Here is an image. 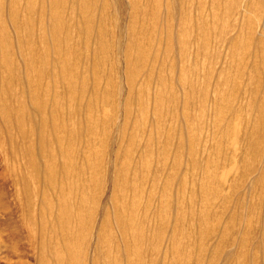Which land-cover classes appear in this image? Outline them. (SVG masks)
<instances>
[{"label": "rangeland", "instance_id": "obj_1", "mask_svg": "<svg viewBox=\"0 0 264 264\" xmlns=\"http://www.w3.org/2000/svg\"><path fill=\"white\" fill-rule=\"evenodd\" d=\"M261 95L264 0H0V264H264V206L237 237Z\"/></svg>", "mask_w": 264, "mask_h": 264}, {"label": "bare ground", "instance_id": "obj_2", "mask_svg": "<svg viewBox=\"0 0 264 264\" xmlns=\"http://www.w3.org/2000/svg\"><path fill=\"white\" fill-rule=\"evenodd\" d=\"M14 1V0H13ZM18 2V1H17ZM17 2H16V4H17ZM57 3V2H56ZM58 4V3H57ZM83 5V4H82ZM14 6H15V4H14ZM86 6V5H85ZM80 10H82V9H80ZM17 14V13H16ZM14 18H15V16H14ZM54 21H55V24H54V26H53V31H54V34H55V36H57L58 34H59V32H58V30H59V27H58V25H57V19H56V17H54ZM67 25V24H66ZM65 27V26H64ZM67 27V26H66ZM76 27V26H75ZM64 30V29H63ZM70 30V29H69ZM79 30V29H78ZM88 30V29H87ZM200 30V29H199ZM199 30H197V32L199 31ZM71 31V30H70ZM69 31V32H70ZM84 31V30H83ZM204 31V30H203ZM68 32V31H67ZM86 32V31H85ZM196 32V33H197ZM83 33V32H82ZM30 34V33H29ZM99 36V35H98ZM70 37V36H69ZM68 37V38H69ZM60 38H61V36H60ZM62 39V38H61ZM72 39V38H71ZM70 39V40H71ZM80 39V38H79ZM98 39V38H97ZM74 40V39H73ZM80 41H81V39H80ZM244 41V40H243ZM246 41V40H245ZM247 42V41H246ZM73 43V42H72ZM247 44V43H246ZM77 45V44H76ZM238 45H240V44H238ZM242 46H244V45H242ZM48 47V46H47ZM65 47V46H64ZM69 47V46H68ZM237 47H239V46H237ZM247 47V46H246ZM65 49H67V48H65ZM74 49V48H73ZM244 49H246L245 47H244ZM243 49V50H244ZM56 50V49H55ZM196 50V49H195ZM59 51V50H58ZM68 52V51H67ZM71 52H73L72 50H71ZM58 54H59V52H58ZM62 54V53H61ZM67 55V54H66ZM82 55V54H81ZM194 55V54H193ZM78 56V55H77ZM195 56V55H194ZM71 57V56H70ZM75 58H77V57H75ZM73 59V58H72ZM79 59V58H78ZM73 61V60H72ZM83 61V60H82ZM74 62V61H73ZM75 63V62H74ZM77 63V62H76ZM206 63V62H205ZM78 64V63H77ZM71 65V64H70ZM69 65V66H70ZM65 66V68H67V64H65L64 65ZM178 66V65H177ZM77 67V66H76ZM252 68H253V71L255 70V67H254V64H253V66H252ZM241 64H240V61L238 62L237 61V77H239L240 79H241V77H242V72H241ZM67 73V72H66ZM181 75H183V74H181ZM70 76V75H69ZM71 77H72V75H71ZM66 78V77H65ZM63 79V78H62ZM68 79H69V77H68ZM70 80V79H69ZM231 80V79H230ZM232 81V80H231ZM33 83V82H32ZM71 84V83H70ZM75 84V83H74ZM249 84H250V82H249ZM248 84V86L250 87L251 86V84L249 85ZM246 85V84H245ZM243 85H240V88L242 87ZM253 86V85H252ZM255 86V85H254ZM254 86H253V88H254ZM76 87V86H75ZM246 87V86H245ZM35 88V87H34ZM203 88L205 89V87L203 86ZM33 89V88H32ZM93 89H95V88H93ZM191 89H192V86H191ZM248 89V88H247ZM246 89V90H247ZM68 90V89H67ZM203 90V89H202ZM237 90H239V89H237ZM83 91H85V90H83ZM242 91V90H241ZM95 92H96V90H95ZM94 93V92H93ZM194 93V90L192 91L191 90V92H190V94L192 95ZM9 94V93H8ZM74 95V94H73ZM159 95V94H158ZM256 96L255 97H257V96H259V93H257V94H255ZM79 96V95H78ZM194 96H195V94H194ZM199 96V95H198ZM262 96V95H261ZM98 97V96H97ZM157 97V96H156ZM189 97V96H188ZM187 97V98H188ZM223 97V96H222ZM91 98V97H90ZM190 98V97H189ZM75 99V98H74ZM92 100H93V98H91ZM255 99V98H254ZM262 99H264V96H262ZM73 100V99H72ZM198 100H200V99H198ZM76 101V100H75ZM96 101V100H95ZM94 101V102H95ZM191 101V100H190ZM221 101L222 102H226L227 101V99L226 98H222L221 99ZM12 102V101H11ZM72 102V101H71ZM83 102V101H82ZM91 102V101H90ZM88 103V102H87ZM3 104V103H2ZM56 104V103H55ZM71 104V103H70ZM92 104V103H91ZM262 104H263V102H262ZM6 105H7V103H6ZM41 105V104H40ZM57 105V104H56ZM191 105V104H190ZM193 105V104H192ZM57 108H59V107H57ZM56 108V109H57ZM6 109V108H5ZM17 109V108H16ZM38 109V108H37ZM218 109V108H217ZM12 110V109H11ZM72 110V109H71ZM92 110V109H91ZM8 111V110H7ZM56 111V110H55ZM73 111V110H72ZM159 113H162V111H163V106H161V104L159 105V109L157 110ZM217 111V110H216ZM68 112H70V110L68 111ZM54 113H57V112H54ZM60 113V112H59ZM71 113V112H70ZM159 113H158V115H159ZM68 114V113H67ZM73 115H75V114H73ZM90 115V114H89ZM161 115V114H160ZM199 115H201V112L199 113ZM1 116V115H0ZM8 116H10V115H8ZM72 116V115H71ZM70 116V117H71ZM239 116V118H240V116H241V112H238L237 111V117ZM5 117V116H4ZM14 117V116H13ZM13 117H12V120H13ZM60 116H58V118H59ZM62 117V116H61ZM75 117V116H74ZM185 117V116H184ZM187 117V116H186ZM195 117V116H194ZM10 118V117H9ZM56 118V117H55ZM54 118V119H55ZM57 118V119H58ZM226 118L227 117H219V118H217L218 120H221V121H225L226 120ZM239 118H237V237L238 238H240L239 240H238V245L240 246V248L242 249V248H244L245 247V245H246V243H247V240L250 238V235H252L255 231H256V229H257V227H258V225H259V222L260 221H258V220H256V224H254V222H253V220H252V218H247V214L250 216V215H253L254 216V213H256L257 212V210L259 209H262L263 208V206H264V202L263 203H259V204H254V203H256V202H254L253 200H252V202H254L253 204H251V199H254V198H256V196H257V191L260 189V188H258V186L259 185H262V183H263V181H264V117L262 118V117H260L259 116V119L258 120H256L255 121V123L247 130V133H246V135H245V138H243L242 139V145H243V150H241V147H240V145H239V139H240V135H241V132H242V130L244 129V124H245V122H243L242 120H239ZM73 119V118H72ZM183 119V118H182ZM9 120H11V119H9ZM90 120V119H89ZM5 121H6V119H5ZM62 121V120H61ZM65 121V120H64ZM71 121V120H70ZM95 121V120H94ZM184 121V120H183ZM191 121V120H190ZM67 122H69V121H67ZM191 122H193V121H191ZM215 122H217V121H215ZM6 123V122H5ZM18 123V122H17ZM94 123H96V122H94ZM19 124V123H18ZM54 124H55V126H57L56 125V122H54ZM58 124V123H57ZM58 125H60V124H58ZM64 125V123L62 124V126ZM225 125V124H224ZM8 126V125H7ZM66 126V125H65ZM65 126H64V128H65ZM215 126V125H214ZM219 126V125H218ZM218 126H217V128H218ZM17 127V126H16ZM57 127H59V126H57ZM55 128V127H54ZM20 129V128H19ZM23 129V128H22ZM58 129V128H57ZM57 129H54V130H57ZM87 129H89V127L87 128ZM95 130V129H94ZM215 130H217V129H215ZM222 130V129H221ZM229 130H231V129H229ZM235 130V129H234ZM58 131V130H57ZM72 131V130H71ZM227 131V130H226ZM27 131H25V133H26ZM65 132H67V131H65ZM64 132V133H65ZM73 132V131H72ZM76 132V131H75ZM228 132V131H227ZM221 133V132H220ZM226 133V132H225ZM24 134V133H23ZM22 134V135H23ZM77 134V136H78V133H76ZM228 134V133H227ZM10 135V134H9ZM25 135V134H24ZM65 135V134H64ZM75 134H71L70 133V136L69 137H67L69 140H70V142L72 141L73 142V139L76 137V135L74 136ZM220 136H221V134H220ZM224 136H225V134H224ZM229 136V135H228ZM219 137V136H218ZM221 138V137H220ZM224 138V137H223ZM25 139V138H24ZM194 139H195V137H194ZM228 139V138H227ZM45 140V139H44ZM77 140V139H76ZM229 140V139H228ZM184 141V140H183ZM225 141H227V140H225ZM9 142H11V141H9ZM221 142V141H220ZM223 142V141H222ZM76 143V142H75ZM192 144V143H191ZM220 144V143H219ZM220 146H222V144H220ZM219 147V146H218ZM12 149H13V147H12ZM18 149V148H17ZM21 149H19V150H17V151H20ZM180 150V149H179ZM186 150H188V149H186ZM220 150V148L218 149V151ZM14 151V150H13ZM22 152H19V153H23V150H21ZM29 151H30V153H31V149L29 148ZM177 151V150H176ZM221 151V150H220ZM89 152H90V150H89ZM184 152V151H183ZM18 153V152H17ZM219 153V152H218ZM26 154H29L28 153V148L26 149ZM69 155H70V152L68 153ZM76 154H77V152H76ZM232 154H233V152H232ZM183 155V154H182ZM235 155V154H234ZM66 156V155H65ZM68 156V155H67ZM75 156V155H74ZM68 158V157H67ZM73 158V157H72ZM227 160V159H226ZM229 160V159H228ZM232 160H235V159H233L232 158ZM69 161V160H68ZM67 161V163H68V165H70V161L68 162ZM226 162V161H225ZM66 163V162H65ZM228 163H229V161H228ZM33 165V164H32ZM67 165V166H68ZM179 165V164H178ZM65 167H66V164L64 165V166H61L60 168H61V170L62 169H65ZM70 167V166H69ZM72 167V166H71ZM178 169V168H177ZM71 170V169H70ZM179 170V169H178ZM213 171V170H212ZM224 172V171H223ZM55 172H54V170L52 169V174H54ZM94 173V172H93ZM212 173H214V172H212ZM218 173V172H217ZM217 173H216V175H217ZM220 173V172H219ZM85 174V173H84ZM90 174H92V173H90ZM180 174V173H179ZM71 175V174H70ZM212 175V174H211ZM218 175H220L221 176V174H218ZM52 176V175H51ZM54 176H55V174H54ZM178 176V175H177ZM208 177V176H207ZM174 179V178H173ZM95 180V179H94ZM96 181V180H95ZM207 181H208V179H207ZM214 181V180H213ZM216 181V180H215ZM219 181V180H218ZM249 181L251 182V183H249ZM166 182H167V180H166ZM118 183V182H117ZM212 184V183H211ZM117 185V184H116ZM213 185V184H212ZM263 187V186H262ZM218 189V188H217ZM180 190V189H179ZM26 192V191H25ZM61 193V192H60ZM180 193V192H179ZM236 193V192H235ZM62 194V193H61ZM218 194V193H217ZM259 194V193H258ZM212 195V194H211ZM219 195V194H218ZM28 196V195H27ZM28 198H29V196H28ZM258 198H259V196H258ZM83 199V198H82ZM217 199V198H216ZM228 199V198H227ZM231 199V198H230ZM85 200V199H84ZM63 201H64V199H63ZM262 201V200H261ZM76 203V202H75ZM222 206H223V204H222ZM83 207V206H82ZM262 207V208H261ZM60 208V207H59ZM65 208V207H64ZM25 209V208H24ZM83 209V208H82ZM88 209V208H87ZM93 209V208H92ZM91 209V210H92ZM242 209H244L245 211H246V217H243L242 215H241V210ZM90 210V211H91ZM94 210V209H93ZM264 210V209H263ZM25 211H27V209L25 210ZM59 211V210H58ZM73 212V211H72ZM91 213V212H90ZM173 213V212H172ZM259 213H262V210H261V212H259ZM263 213H264V211H263ZM27 217H28V219H26V221L25 222H28L29 224H32V221H31V218H30V213L27 211ZM83 215H85V214H83ZM89 215V214H88ZM91 215V214H90ZM50 216H52V214L50 215ZM60 217V216H59ZM170 217V216H169ZM177 218L179 217L178 216V214H177V216H176ZM72 218V217H71ZM88 218V217H87ZM91 218V217H90ZM123 218V217H122ZM181 218V217H180ZM200 218V217H199ZM61 219V218H60ZM63 220H64V218H62ZM74 219H76V218H74ZM93 219V218H92ZM69 220V219H68ZM121 220V218L119 219V221ZM181 220V219H180ZM183 220V219H182ZM59 221V220H58ZM70 221V220H69ZM76 221H77V219H76ZM70 222H73L74 223V221L72 220V221H70ZM123 222V221H122ZM180 222V221H179ZM178 222V223H179ZM220 222V221H219ZM59 223V222H58ZM77 223V222H76ZM125 223H127V221L125 222ZM174 223V222H173ZM232 223V222H231ZM55 224H57V223H55ZM54 224V225H55ZM65 224V223H64ZM129 224V223H128ZM180 224V223H179ZM45 225V224H44ZM66 226H67V223L65 224ZM73 225V224H72ZM74 225H77V224H74ZM73 225V226H74ZM204 225V224H203ZM60 226V225H59ZM82 226V225H81ZM163 226V225H162ZM61 227V226H60ZM70 227H71V225H70ZM83 227V226H82ZM165 227V226H164ZM174 227V226H173ZM218 227H219V225H218ZM22 228H25L26 229V231L29 233V231H31L30 230V226H23ZM57 228V227H56ZM65 228V227H64ZM73 228V227H72ZM78 228V227H77ZM62 229V228H61ZM73 229H75L76 230V228H73ZM174 229V228H173ZM175 229H177V228H175ZM63 230V229H62ZM80 229H78V231H79ZM209 230H210V228H209ZM65 231H66V229H65ZM73 231V230H72ZM212 231V230H211ZM215 231H216V228H215ZM223 232V231H222ZM72 233V232H71ZM177 233V232H176ZM218 233V232H217ZM227 233V232H226ZM74 234V233H73ZM80 234V233H79ZM180 234V233H179ZM228 234V233H227ZM70 235V234H69ZM139 235V234H138ZM177 235V234H176ZM210 235H212V234H210ZM100 236V235H99ZM128 236V235H127ZM181 236V235H180ZM177 237V236H176ZM222 237V236H221ZM199 239V238H198ZM206 239V238H205ZM237 239V238H236ZM81 240V239H80ZM200 240V239H199ZM209 240H210V238H209ZM208 239H207V241H209ZM219 240V239H218ZM227 241V240H226ZM233 241H234V239H233ZM233 241H232V243H233ZM264 241V240H263ZM153 242V241H152ZM223 242V241H222ZM75 243V242H74ZM107 243H109V241L107 242ZM193 243H195V242H193ZM204 243V242H203ZM76 244V243H75ZM195 244H197V242L195 243ZM201 244H202V242H201ZM207 244V243H206ZM229 244H231V243H229ZM52 246V245H51ZM194 246V245H193ZM199 246V245H198ZM203 246V245H202ZM201 246V247H202ZM237 246V245H236ZM49 247V246H48ZM197 247V246H196ZM200 247V246H199ZM60 248V247H59ZM155 248V247H154ZM237 248V247H236ZM201 249V251H202V248H200ZM207 249V248H206ZM59 250V249H58ZM153 250V249H152ZM195 250V249H194ZM216 250V249H215ZM207 251H208V249H207ZM182 253V252H181ZM201 253V252H200ZM173 254V253H172ZM175 254V253H174ZM212 254H214V253H212ZM201 255V254H200ZM220 255V254H219ZM223 256V255H222ZM254 257H256L255 255H253ZM217 258V257H216ZM221 258V257H220ZM178 259H180V258H178ZM234 259V258H233ZM72 260V259H71ZM196 260V259H195ZM211 260V259H210ZM213 260V259H212ZM217 260V259H216ZM224 261H225V257H224V259H223ZM244 260V259H243ZM73 261V260H72ZM177 261V260H176ZM193 261V260H192ZM209 261V260H208ZM215 261V260H214ZM181 262V261H180ZM212 262V261H211ZM255 262H256V259L254 260L253 258H251V263L250 264H255ZM176 263V262H175ZM178 263V262H177ZM134 264V263H133ZM196 264V263H195ZM201 264V263H200Z\"/></svg>", "mask_w": 264, "mask_h": 264}]
</instances>
